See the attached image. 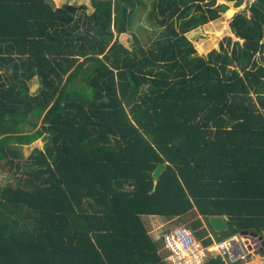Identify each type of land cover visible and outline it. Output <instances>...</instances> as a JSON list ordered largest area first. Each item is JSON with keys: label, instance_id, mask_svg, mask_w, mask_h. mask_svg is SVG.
Returning <instances> with one entry per match:
<instances>
[{"label": "trees", "instance_id": "1", "mask_svg": "<svg viewBox=\"0 0 264 264\" xmlns=\"http://www.w3.org/2000/svg\"><path fill=\"white\" fill-rule=\"evenodd\" d=\"M89 2L0 0V264H170L149 216H188L205 247L264 237V0L206 56L186 35L226 4ZM145 11L148 45L113 41Z\"/></svg>", "mask_w": 264, "mask_h": 264}, {"label": "rangeland", "instance_id": "2", "mask_svg": "<svg viewBox=\"0 0 264 264\" xmlns=\"http://www.w3.org/2000/svg\"><path fill=\"white\" fill-rule=\"evenodd\" d=\"M147 5V11L151 10L153 0H145ZM255 0H242L240 5L238 2L239 0H217L216 5L218 6L219 4H226L228 6V10L225 12H222L221 16L219 19L203 24L201 26H198L197 28L191 30L190 32L187 33V38L193 43L197 50L198 55L206 56L211 50H218L220 49L221 43H223L227 49L228 52H231L232 46H228L227 44V39L228 38H233L234 40H238V37L233 33L232 28L230 26L231 21L233 19V16L242 10L247 9ZM67 0H54V3L57 7L63 6ZM80 4H87L89 5L90 2L89 0H79ZM92 9L89 6L88 12H91ZM231 12V15L229 12ZM147 12L142 13L139 15L137 20L134 22V27L133 29H129L130 31H127L126 33H122L118 35L117 30L114 31V38L119 39V42L122 43L123 45L130 47L132 43L135 42V36L138 37V39L142 42L144 45H148L150 39H154L157 34H154L152 29L148 27V25L145 24V18L147 17ZM245 63L239 64L238 62H235V64L229 66L231 69H235L239 71L240 73L242 72L241 66L244 65ZM39 87V83L36 79H34L30 83V92L34 93L37 88ZM46 140L41 138L32 144L29 145H23L21 146V151L23 154V158L27 159L29 156L33 153L35 149H45L46 146ZM14 178L13 174L10 172V168L8 166H5L4 169H0V184H5L9 180H12ZM188 220V216H184L181 219L173 220L172 222L168 223L166 226L167 228L170 227H179V226H186L190 228L187 224L186 221ZM153 224L158 223L155 221H150ZM203 224L206 226V220H202ZM189 224V223H188ZM152 225V224H151ZM150 225V226H151ZM157 227V226H156ZM166 227L163 229H160V232L164 230ZM151 228V227H150ZM155 228L152 226V231H154ZM151 231V230H150ZM153 233V232H152ZM231 232L225 233L224 237H228ZM153 235V234H152ZM219 235V234H218ZM221 235V234H220ZM251 241V238L248 237ZM246 242V238H244ZM247 240V242H249ZM252 248V253L249 255L248 259L241 264H244L246 262H253L255 260L261 261L262 264H264V254L261 253L259 250H255ZM213 253V252H212ZM217 255L216 253H213V256ZM218 256H214V258H217ZM260 263V264H261ZM253 264H257V262H254Z\"/></svg>", "mask_w": 264, "mask_h": 264}, {"label": "built area", "instance_id": "3", "mask_svg": "<svg viewBox=\"0 0 264 264\" xmlns=\"http://www.w3.org/2000/svg\"><path fill=\"white\" fill-rule=\"evenodd\" d=\"M161 228L162 225L157 227L159 232L154 237L163 240V249L168 253L170 264H205L209 256H218L226 264H236L246 261L252 248L255 249L254 245L250 246L248 237L239 234L205 247L186 226L171 227L160 232ZM244 238L249 242H245ZM212 252L217 255L213 256Z\"/></svg>", "mask_w": 264, "mask_h": 264}, {"label": "water", "instance_id": "4", "mask_svg": "<svg viewBox=\"0 0 264 264\" xmlns=\"http://www.w3.org/2000/svg\"><path fill=\"white\" fill-rule=\"evenodd\" d=\"M164 169H165V165H159L154 171L153 176L155 178H158ZM155 183H157V181H155ZM209 223L212 229L217 233L228 230V225L226 223L225 217H210ZM244 235L252 238L250 242L251 243L250 246L254 245L255 249L256 248L259 249V251L264 254V239L262 236H258L256 234L247 233V232Z\"/></svg>", "mask_w": 264, "mask_h": 264}, {"label": "crops", "instance_id": "5", "mask_svg": "<svg viewBox=\"0 0 264 264\" xmlns=\"http://www.w3.org/2000/svg\"><path fill=\"white\" fill-rule=\"evenodd\" d=\"M54 1V0H53ZM149 218V221H155V222H157L158 221V223H156V224H153V223H151L152 225H154L155 226V230L154 231H152V227H151V233L153 234V236H155L156 234H157V232H159V230L157 229V227L158 226H161L162 225V229L164 228V227H166L167 225H168V223H170V221H166L163 217H160V216H149L148 217ZM157 226V227H156ZM171 228V227H170ZM165 229H168L167 227L165 228ZM164 229V230H165ZM264 238V237H263ZM254 262H257V264H260L261 263V261H258V260H255V261H253V262H246V263H244V264H253ZM262 264V263H261Z\"/></svg>", "mask_w": 264, "mask_h": 264}, {"label": "clouds", "instance_id": "6", "mask_svg": "<svg viewBox=\"0 0 264 264\" xmlns=\"http://www.w3.org/2000/svg\"><path fill=\"white\" fill-rule=\"evenodd\" d=\"M150 222V221H149ZM150 225H151V222H150ZM154 227L155 228V226L154 225H151L150 227ZM152 234V233H151ZM249 237V236H248ZM249 238H251V237H249ZM251 240H252V238H251ZM257 250H259V249H257Z\"/></svg>", "mask_w": 264, "mask_h": 264}]
</instances>
